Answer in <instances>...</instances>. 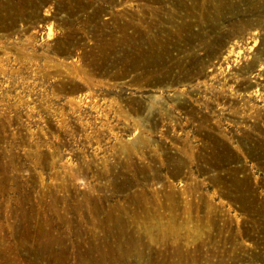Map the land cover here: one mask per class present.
I'll return each mask as SVG.
<instances>
[{
  "label": "rangeland",
  "instance_id": "obj_1",
  "mask_svg": "<svg viewBox=\"0 0 264 264\" xmlns=\"http://www.w3.org/2000/svg\"><path fill=\"white\" fill-rule=\"evenodd\" d=\"M0 264H264V0H0Z\"/></svg>",
  "mask_w": 264,
  "mask_h": 264
}]
</instances>
